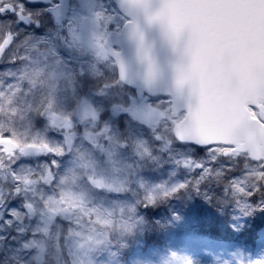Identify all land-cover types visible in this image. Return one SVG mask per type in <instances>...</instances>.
Segmentation results:
<instances>
[{
  "label": "rangeland",
  "instance_id": "1",
  "mask_svg": "<svg viewBox=\"0 0 264 264\" xmlns=\"http://www.w3.org/2000/svg\"><path fill=\"white\" fill-rule=\"evenodd\" d=\"M25 7L32 13L37 10ZM39 19L43 28L37 35L47 32L48 36L43 42L29 35L31 29L19 27L9 17H0V45L10 30L19 34L0 62V109L21 113L22 108L28 111L33 102L41 106L43 103L46 111L42 116L49 126L48 130L31 131L17 121L11 138L0 140V205L5 201L18 204L16 218L21 222V234L9 229V239L0 242V264H186L187 261L209 264L205 244H188L182 234L196 220V213L187 209L186 203L170 202L163 213L141 207L149 198L155 202L162 200L166 197L164 193L190 171L177 163L188 158V150L179 146L169 149L170 129L163 117L154 118L155 132L130 125L126 127V136H122L115 125L119 112L111 107L119 90L113 89L105 99L86 94L101 82L99 64L108 71L111 63H98L85 43L76 42L73 55L89 56V63L84 65L87 75L77 82L73 70L61 64L56 54L63 47L56 28L48 16ZM90 31L91 26L81 29L82 33L90 34ZM38 92L43 101L38 100ZM88 103L98 113V121L85 115L84 107ZM3 128L5 125L0 121V133ZM157 133L163 137L159 141L155 139ZM52 152L57 157L68 154L59 169L43 162L44 156ZM204 153L194 155L197 158L216 155L223 160L220 153ZM240 157L233 161L239 175L238 187H234L233 199H228L221 209L230 211V216L222 212L230 221L227 229L231 231L225 237L229 239L241 235L232 228L237 222L232 216H243L236 201L246 202L238 189H247L258 179L264 183V178L243 174L245 165L251 167L254 163L244 155ZM142 161L149 167L143 166L141 171L138 167ZM17 194L21 197L19 201ZM202 202L204 207H214ZM172 211L183 217L181 222L169 223ZM146 217L155 223L156 230L160 228L163 236L160 246L146 240L154 239L150 225H143ZM145 233L149 236L144 237ZM170 233L179 236L169 240ZM130 236L136 238V244L130 245ZM258 237L261 245L264 232ZM146 243L151 244L149 252H145ZM23 244L31 247L28 252L23 250ZM225 252L222 256L226 261L231 256ZM252 252L257 258L261 255L259 250ZM129 253L131 258H127ZM235 260L236 264L242 260L247 264L248 256L239 254Z\"/></svg>",
  "mask_w": 264,
  "mask_h": 264
},
{
  "label": "snow or ice",
  "instance_id": "2",
  "mask_svg": "<svg viewBox=\"0 0 264 264\" xmlns=\"http://www.w3.org/2000/svg\"><path fill=\"white\" fill-rule=\"evenodd\" d=\"M27 4L38 8L39 15L49 17L63 45L56 50V54L61 64L73 70L77 82L87 75L84 65L89 63V56L73 55L72 47L76 42L85 43L98 63H111L108 71L104 70L102 63L99 64L101 82L87 95L105 99L113 89H118L119 94L111 107L113 111L119 112L120 120L155 132L154 118L163 117L166 127L170 129L169 149L174 150L179 146L188 150V158L177 163H182L190 171L164 193L167 198L180 199L186 194L188 200L199 197L209 205L216 206L218 197L215 190L210 188L214 176L227 177L223 186L225 196L229 187H238L239 175L233 167V161L241 158V149L249 148L248 138L251 134L264 132V95L260 94L264 89V65L258 62L246 72H241L234 67L241 52L238 49H225L223 52L220 67L226 84L233 88L239 87L245 77L256 83L255 94L241 98L239 126L232 133L234 142H207L178 134L177 129L181 124L195 133L192 118L204 101L199 71L201 33L192 21V13L197 10L232 8L260 11L264 10V3H256L255 0L245 3L236 0H100V3L97 0H27ZM19 7L27 11L24 3H20ZM7 11L16 14L15 9L0 8V15H6ZM27 15L32 17L34 14L27 11ZM16 22L31 29L29 35L34 39L41 42L48 39L47 32L37 35L43 28L39 19L26 20L23 15H16ZM85 26H91L90 34L81 32ZM215 73L214 62L208 74L214 76ZM106 130L110 131V128ZM162 138L158 133L155 134L157 141ZM197 152L220 153L223 160H219L216 155L197 158L194 155ZM67 158L68 154L57 157L52 152L44 156L43 162L59 169ZM246 159H255V152H251ZM243 174L264 178V161L256 160L251 167L246 164ZM238 190L246 202L236 201L243 216H232L233 221H237L232 224V228L240 234L245 229L238 221L264 215V183L258 179L249 184L247 189ZM20 199L17 194V200ZM223 203L227 204L228 201ZM141 207L145 210L155 207L154 198L147 199ZM19 210L18 204L8 201L0 205V242L9 239V229L21 234V222L16 218ZM182 219L178 212L172 211L169 223L181 222ZM252 247L241 245L238 251L248 256L247 264H264V239L259 247V258L253 255ZM111 255L115 256L116 253ZM186 264H191V261ZM225 264L231 262L225 261ZM240 264H244V261H240Z\"/></svg>",
  "mask_w": 264,
  "mask_h": 264
},
{
  "label": "water",
  "instance_id": "3",
  "mask_svg": "<svg viewBox=\"0 0 264 264\" xmlns=\"http://www.w3.org/2000/svg\"><path fill=\"white\" fill-rule=\"evenodd\" d=\"M236 2L245 3L247 0H236ZM255 2L264 3V0H255ZM4 9L14 8L8 5ZM17 15L23 14L18 12ZM24 18L31 20L30 17L24 16ZM192 21L201 33L199 71L204 101L192 118L195 133L183 124L177 131L187 138L231 143L234 142L232 133L239 126L238 112L241 98L254 95L256 83L245 77L240 81L239 87L233 88L226 84L220 61L225 49H238L241 57L234 64L238 71L246 72L258 62L264 65V10L244 8L197 10L192 13ZM15 38L16 35H10L4 40L0 47V61ZM214 62L216 73L211 76L208 74L209 67ZM260 94L264 95V89ZM85 114L94 120L99 117L90 104L85 106ZM248 144L249 148L241 149L240 155H250L251 152H255V159L252 161H264V132L251 134ZM24 248L26 251L29 250L28 247Z\"/></svg>",
  "mask_w": 264,
  "mask_h": 264
},
{
  "label": "trees",
  "instance_id": "4",
  "mask_svg": "<svg viewBox=\"0 0 264 264\" xmlns=\"http://www.w3.org/2000/svg\"><path fill=\"white\" fill-rule=\"evenodd\" d=\"M37 97H38V100L43 101V98H39L40 97L39 92H38ZM18 101L20 102L21 99H18ZM45 111H46L45 105L42 103V106H41L39 102L37 101L33 102L31 108H29L28 111L27 109L22 108L21 113H11L5 107H3L2 109H0V121L5 125V128L1 130L0 140L11 138V131L13 130V128L15 130L17 121L19 123H22V125H25V128H29L31 131L32 130L37 131L40 128H45L46 130H48L49 126L46 124L47 119L45 118V116H42V114L45 113ZM118 120L119 121L116 122L115 125L118 126V129L121 132V135L126 136L128 126L130 125L120 120V118ZM25 121L26 123L24 124L23 122ZM145 161L144 162L142 161V163H140L141 167H138L139 169L141 168V171H142L143 166L149 167V165ZM147 161L149 163L152 162L149 159H147ZM165 162L166 161H164V163ZM226 180H227L226 176H214L212 178V183L210 185V188L215 190V194L218 197L217 205L214 207H204L202 199L199 197H193L192 200H188L187 195L185 194V196H183L180 199H169L167 197H164L162 198V200L155 202V207L149 208L148 211L152 210V211H156L157 213H163L165 211V208L170 206V202L182 203L183 201L184 203H186L185 207L187 209L196 213L194 215V217H196V220L194 221V225L192 226V228L188 226L182 232V234H188L192 232L195 234H199V236L201 237L207 236L209 239L218 241L220 243L234 241V244L227 246V250H228V254L230 253V255L231 253L234 252L235 255L234 256L232 255V256L233 258L234 257L236 258L237 255L241 254V252L238 251V248L241 245L256 246L259 243L260 237H258V235L259 233L264 232V215H259L254 218H243L242 223H244L243 225H244L245 230L241 233V235L237 239L225 238L226 236L229 235L231 231L227 229L230 226V221L229 219L225 218L222 212H225L228 216H230V211L228 209H223V210L221 209L223 208V204H224L223 201L228 200V199H233L231 197L235 195L234 187H229L227 196L224 195L223 186L225 185ZM143 225L144 226L150 225V228H152L153 230L154 239L145 238L147 242L153 241L155 245L160 246L161 245L160 243L163 240V236H161L160 234V228L156 230L155 223L149 222L147 217ZM219 233H222L223 235ZM230 235L235 236L236 234H230ZM148 236H149L148 233H145L144 237H148ZM172 237L173 235L170 233V236H168L167 239H170ZM136 241L137 240L135 237L130 236V245L136 244ZM119 255L121 254L119 253ZM130 256H131V253L127 255V258H129ZM232 259H227L226 261L232 260ZM222 262L225 263V259L223 258V256L221 258L219 257V260H218L219 264H223Z\"/></svg>",
  "mask_w": 264,
  "mask_h": 264
},
{
  "label": "flooded vegetation",
  "instance_id": "5",
  "mask_svg": "<svg viewBox=\"0 0 264 264\" xmlns=\"http://www.w3.org/2000/svg\"><path fill=\"white\" fill-rule=\"evenodd\" d=\"M19 1L20 0H8V3H11V5H14V6H16L17 7V10L18 9H20V10H24V9H21L20 7H19ZM97 3H100V0H97ZM39 7H42V6H39ZM38 9V8H37ZM34 14V13H33ZM25 15H27V13H25ZM28 16V15H27ZM41 16V15H40ZM11 17L12 18H15L14 20L16 21V16L13 14V15H11ZM36 17H37V15L36 14H34L31 18L33 19H36ZM40 20V19H39Z\"/></svg>",
  "mask_w": 264,
  "mask_h": 264
}]
</instances>
